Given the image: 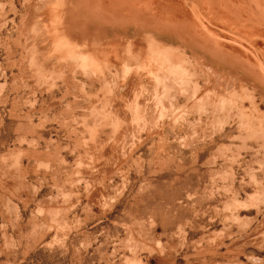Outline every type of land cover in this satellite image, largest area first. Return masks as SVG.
I'll list each match as a JSON object with an SVG mask.
<instances>
[{
  "label": "rangeland",
  "instance_id": "374dc122",
  "mask_svg": "<svg viewBox=\"0 0 264 264\" xmlns=\"http://www.w3.org/2000/svg\"><path fill=\"white\" fill-rule=\"evenodd\" d=\"M0 264H264V0H0Z\"/></svg>",
  "mask_w": 264,
  "mask_h": 264
},
{
  "label": "bare ground",
  "instance_id": "6f19581e",
  "mask_svg": "<svg viewBox=\"0 0 264 264\" xmlns=\"http://www.w3.org/2000/svg\"><path fill=\"white\" fill-rule=\"evenodd\" d=\"M176 3H177V2H176ZM162 5H163V4H162ZM179 5H180V4H179ZM181 5H183V4H181ZM106 7H107V6H106ZM194 17H195V16H194ZM123 18H124V17H123ZM126 18H127V17H126ZM153 19H154V18H153ZM158 22H159V21H158ZM178 22H179V21H178ZM198 22H200L201 26L204 28V25H205V24L202 23L201 20H200V21L198 20ZM206 22H207V21H206ZM184 24H185V23H184ZM187 24H188V22H187ZM187 24H186V25H187ZM186 25H181V24H180L179 26H186ZM231 27H232V26H231ZM204 29H205V28H204ZM246 33L248 34V32H246ZM206 34H207V33H206ZM209 36H210V33H209ZM211 38H213V37H211ZM206 39H207V38H206ZM217 40H218V39H217ZM197 41H198V40H197ZM200 44H201V43H200ZM214 44H215V43H214ZM203 45H204V44H203ZM205 46H206V45H205ZM214 46H215V47H214L213 50H212V54H214L213 56L217 55V53L219 52V49L221 48V47H220L219 45H217V44H215ZM234 46H235V45H234ZM219 47H220V48H219ZM227 47H228V45L225 46L224 48H227ZM229 47L233 48L232 46H229ZM208 48H211V46H209ZM217 48H218V49H217ZM231 48H228V49H229V52H230V50H233V49H231ZM220 51H221V50H220ZM246 51H247V50H246ZM213 52H214V53H213ZM222 52L225 53V54L228 53L227 51H225V49H222ZM236 52H237V51H236ZM238 53H239V52H238ZM221 54H222V53L220 52V55H221ZM225 54H224V55H225ZM222 55H223V54H222ZM227 55H228V54H227ZM227 55H225V56H227ZM232 55H233V54H232ZM238 55H239V54H238ZM228 57H230V56H228ZM228 57H227V58H228ZM231 58H232V57H231ZM233 58H234V56H233ZM235 58H236V56H235ZM237 58H239V57H237ZM159 59H160V58H159ZM159 59H158V60H159ZM238 60H240V59H238ZM159 61H160V60H159ZM244 63H245V62H244ZM200 66H201V65H200ZM244 67L246 68V70L248 69V71H250L251 73H253L254 70L252 71L251 68H248L245 64H244ZM253 67L255 68V70H257V69H256V68H257L256 65H254ZM257 72H258V70H257ZM258 73H259V72H258ZM254 74H255V73H254ZM261 74H262V73H261ZM216 75H217V74H215V76H216ZM218 75H219V74H218ZM258 75H260V74H258ZM254 76H255V75H254ZM256 76H257V74H256ZM257 78H258V77H257ZM258 79H259V78H258ZM226 88H227V87H226Z\"/></svg>",
  "mask_w": 264,
  "mask_h": 264
},
{
  "label": "crops",
  "instance_id": "0c3cea01",
  "mask_svg": "<svg viewBox=\"0 0 264 264\" xmlns=\"http://www.w3.org/2000/svg\"><path fill=\"white\" fill-rule=\"evenodd\" d=\"M122 7H124V10H126V7L129 9V4L127 3H121ZM132 9V8H131ZM125 19V18H124ZM128 19V18H127Z\"/></svg>",
  "mask_w": 264,
  "mask_h": 264
}]
</instances>
